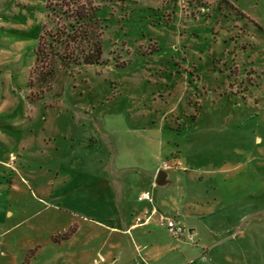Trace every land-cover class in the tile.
Masks as SVG:
<instances>
[{"label":"rangeland","instance_id":"obj_1","mask_svg":"<svg viewBox=\"0 0 264 264\" xmlns=\"http://www.w3.org/2000/svg\"><path fill=\"white\" fill-rule=\"evenodd\" d=\"M94 3L102 63L40 92L63 21L0 0V264H264V0Z\"/></svg>","mask_w":264,"mask_h":264},{"label":"trees","instance_id":"obj_2","mask_svg":"<svg viewBox=\"0 0 264 264\" xmlns=\"http://www.w3.org/2000/svg\"><path fill=\"white\" fill-rule=\"evenodd\" d=\"M51 1L46 0L47 8L51 15L63 21V27L54 34L42 31L27 82L31 91L48 90L60 70L102 63V30L96 16L98 6L95 0H58L60 4L55 5H51Z\"/></svg>","mask_w":264,"mask_h":264},{"label":"built area","instance_id":"obj_3","mask_svg":"<svg viewBox=\"0 0 264 264\" xmlns=\"http://www.w3.org/2000/svg\"><path fill=\"white\" fill-rule=\"evenodd\" d=\"M170 167L171 166L168 165L167 163H163L161 166V169L167 170ZM154 185L155 184H153L152 187H154ZM137 199L140 202L147 201L149 203H152L151 195L148 192H143V193L139 194ZM156 213L157 212L155 209H152L151 211H145L143 217H136L134 226L138 227V226L148 225L152 221V219L156 215ZM157 223L161 226H166L168 231L175 238L183 236V234L186 232V230L183 226L179 225L174 220L166 219L162 216H160L158 218Z\"/></svg>","mask_w":264,"mask_h":264},{"label":"crops","instance_id":"obj_4","mask_svg":"<svg viewBox=\"0 0 264 264\" xmlns=\"http://www.w3.org/2000/svg\"><path fill=\"white\" fill-rule=\"evenodd\" d=\"M159 169V170H158ZM155 171H156V174H154L155 173ZM155 171L153 172V171H148V172H146L145 173V179L147 180V181H150L152 178H156V175H157V173L159 172V171H161L160 170V167L159 168H156L155 169ZM115 181V180H114ZM114 183H116V181L114 182ZM122 186V185H121ZM141 193V192H140ZM138 196H139V194L137 195V198H138ZM137 217H139V216H137ZM133 228H135V226H134V224H132V225H130L125 231H123V232H127L128 230H130V229H133ZM192 232H193V230H189V234L191 235L192 234Z\"/></svg>","mask_w":264,"mask_h":264},{"label":"water","instance_id":"obj_5","mask_svg":"<svg viewBox=\"0 0 264 264\" xmlns=\"http://www.w3.org/2000/svg\"><path fill=\"white\" fill-rule=\"evenodd\" d=\"M164 183H166V174L164 171H159L155 178V185Z\"/></svg>","mask_w":264,"mask_h":264}]
</instances>
